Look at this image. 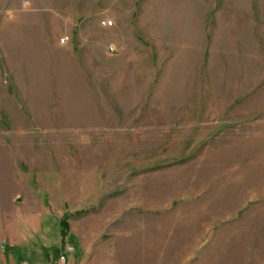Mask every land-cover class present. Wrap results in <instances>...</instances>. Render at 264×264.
<instances>
[{"label":"rangeland","instance_id":"374dc122","mask_svg":"<svg viewBox=\"0 0 264 264\" xmlns=\"http://www.w3.org/2000/svg\"><path fill=\"white\" fill-rule=\"evenodd\" d=\"M65 215L66 264H264V0H0V224Z\"/></svg>","mask_w":264,"mask_h":264},{"label":"crops","instance_id":"0c3cea01","mask_svg":"<svg viewBox=\"0 0 264 264\" xmlns=\"http://www.w3.org/2000/svg\"><path fill=\"white\" fill-rule=\"evenodd\" d=\"M195 26V25H194ZM162 60H166V54L163 53L162 55ZM194 64V68H195ZM187 67V66H185ZM29 99V98H26ZM27 108L29 109V113L35 118L38 117V107H41V101L40 99H37L36 96H34L33 98H30V100H28L27 102ZM53 102H51L49 108H48V116L49 117H53ZM40 211L33 212L32 214H40ZM36 217V216H35ZM40 219V218H38ZM38 219H28L26 221H24L22 223V225H26L27 228L33 227L36 228V224ZM34 220V222H32ZM16 221H12V220H6V222L4 224H0V231L3 233V237L0 239V246L3 242L7 243L6 248H1L0 247V264H46V261L48 262V264H58L59 261L54 262L53 260V254H50L49 256H43L42 254V250L39 247L42 237L40 235L39 232V236L35 235H31V234H27V236L21 235L19 233V231H17L20 226L18 223V227L16 225ZM29 233V232H28ZM18 236V238H17ZM17 239V240H16ZM19 245V247L17 248V246ZM68 246L67 240H66V244L64 247H62V239H61V235H60V242H59V246L56 250H61V256H63L64 254V249L65 247ZM22 249L21 251L23 253H21V251L19 252L18 249ZM55 250V251H56ZM60 260V259H59ZM60 264H66L65 263H61Z\"/></svg>","mask_w":264,"mask_h":264},{"label":"trees","instance_id":"16d2710c","mask_svg":"<svg viewBox=\"0 0 264 264\" xmlns=\"http://www.w3.org/2000/svg\"><path fill=\"white\" fill-rule=\"evenodd\" d=\"M69 223H68V218L67 216H63L62 219L60 220V235H61V239H62V247L65 246L66 244V239L68 238V234H69ZM6 247H4L5 249ZM61 250H56L54 252V262L59 261V259L61 258Z\"/></svg>","mask_w":264,"mask_h":264},{"label":"built area","instance_id":"2783aa9c","mask_svg":"<svg viewBox=\"0 0 264 264\" xmlns=\"http://www.w3.org/2000/svg\"><path fill=\"white\" fill-rule=\"evenodd\" d=\"M105 25H112V23L111 22H107V23H105ZM7 246V244H6V242H4V243H2L1 244V248H4V247H6ZM61 260H63L64 262L66 261V257H65V255L63 254V256H61V258H60Z\"/></svg>","mask_w":264,"mask_h":264}]
</instances>
